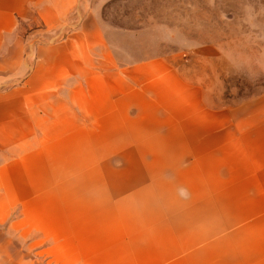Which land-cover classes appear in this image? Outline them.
<instances>
[{"label":"crops","instance_id":"0c3cea01","mask_svg":"<svg viewBox=\"0 0 264 264\" xmlns=\"http://www.w3.org/2000/svg\"><path fill=\"white\" fill-rule=\"evenodd\" d=\"M79 1L0 0V51L23 22L65 32ZM15 46L19 44L11 43ZM34 53L31 72L18 86L0 93V227L18 204L28 213L53 210L61 216L67 210L62 233L59 225L56 233L43 231V236L54 244L63 237L86 244L112 229L85 221L88 211L111 204L126 206L133 215L141 212L155 201L151 197L160 187L156 179H164L174 162L195 168V182L182 184L180 206L170 208L164 221L124 227L129 232L121 236L128 260L124 264H264V107L240 115L233 109L221 112L214 104L208 106L198 87L173 91L178 74L172 68L160 74L159 61L121 64L94 11L65 39L39 44ZM165 84L170 85L165 94L150 91ZM65 99L68 108L55 112ZM154 107H160L159 113ZM233 127L241 137L254 134L222 141V131L229 133ZM35 130L42 134L37 141ZM57 139H64L58 146L68 148L65 162H33L38 170L26 164L35 147L45 153ZM17 146L22 154L18 158ZM113 147L131 148L130 155L138 156L132 161L142 170L137 180L126 184L124 171L116 178L92 171L93 148L106 149L101 153L108 155ZM67 148L59 150V157ZM156 157L165 165L157 173L147 171V160ZM69 214H77L80 221L70 222ZM8 243L0 230V260L29 264L28 255L14 258L3 252ZM84 258L80 255L75 264H95V259L83 263ZM113 258L118 261L107 257L104 263L120 264V255Z\"/></svg>","mask_w":264,"mask_h":264},{"label":"rangeland","instance_id":"374dc122","mask_svg":"<svg viewBox=\"0 0 264 264\" xmlns=\"http://www.w3.org/2000/svg\"><path fill=\"white\" fill-rule=\"evenodd\" d=\"M90 11L98 15L104 35L121 64L159 61L157 71L160 74L168 73L169 68H172L174 75L178 74L171 84L173 91L192 90L189 85L198 87L208 106L212 108L214 104L221 112L233 109L240 115L244 111L264 107V0H80L69 15L71 27L63 33L45 31L39 22L18 25L16 33L0 51V93L18 86L31 72L36 61L34 48L37 45L65 39ZM11 43L19 44L24 51L21 52L19 46L12 48ZM169 86L157 85L151 87L150 91L157 95L165 94L170 91ZM67 104V99L62 100L55 112L66 110ZM159 110L160 107H154L153 112L159 113ZM248 134L247 138L241 137V133L233 127L229 133L222 131V141L250 139L254 132ZM34 136L37 141L42 134L35 130ZM63 141H53L54 145H50L45 153L40 147H35L29 153V160H25L26 164H37L42 159L50 165L54 161L65 162L68 148L58 146ZM65 148L66 155L59 157L62 152L59 150ZM14 150L16 158L22 155L20 146ZM105 150L93 148L92 171L95 174L106 173L113 177L124 171L126 184L139 178L142 170L138 171L137 163L132 162L138 156L134 158L130 155L131 148H108V155L101 153ZM139 150L143 151V148ZM126 155H130L129 161L125 160ZM161 160L159 157L155 161L147 160L146 170L157 173L165 165ZM168 165L171 166L170 172L164 174V179H156L160 185L158 193L152 197L145 195L146 199L154 197L155 201L150 206L144 205L142 208L145 209L141 212L133 215L126 206L111 204L108 207L96 205L97 208L88 211L85 221L95 223V227L106 225L112 229L108 235H99L97 239L93 237L86 244L80 241L72 243L67 237L54 244L43 236L44 232L56 233L59 225L62 233L68 222L67 210H61V216L58 212L55 216L53 210L28 213L19 204L15 205L0 227L9 239L3 252L11 253L14 258L28 255L29 264H75L79 262L80 255L82 258L89 255L82 259L83 263L85 259H95V264H105L107 257L114 259L118 255L120 264L127 263V258L123 256L126 246L121 236L128 237L129 232L125 233L124 227L132 223L159 224L164 221L170 208L180 206L184 189L182 184L195 182L191 180L197 173L195 168L187 170L174 162ZM33 167L38 170V167ZM176 186L179 188H174ZM69 220L80 221L77 214H69ZM32 225L41 230H36ZM116 240H120V243ZM126 242L131 248L132 239ZM56 247L57 254H54ZM111 261L118 260L115 258ZM0 264L7 263L0 260ZM8 264L16 262L10 260Z\"/></svg>","mask_w":264,"mask_h":264}]
</instances>
